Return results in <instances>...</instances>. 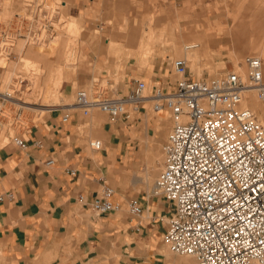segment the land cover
<instances>
[{
	"label": "crops",
	"instance_id": "0c3cea01",
	"mask_svg": "<svg viewBox=\"0 0 264 264\" xmlns=\"http://www.w3.org/2000/svg\"><path fill=\"white\" fill-rule=\"evenodd\" d=\"M60 2L87 28L81 51L101 69L100 75L118 70L128 87L137 77L164 78L173 56L186 53L181 44L186 39L199 40L191 47L199 59L194 68L188 64L195 77L209 75L205 65L233 69L229 54L255 49L264 65V0ZM109 20L122 27H110ZM149 20L151 29L163 33L171 45H157L143 56L138 48ZM93 25L98 32L90 30ZM109 40L115 43L113 50L119 49L113 54L107 50ZM51 112L24 133V148L13 141L0 147V264H178L161 240L169 215L166 203L138 195L145 219L122 209L97 216L90 207L104 185L113 189L117 202L127 201L138 185L139 179H125L118 165L125 152L120 123L105 120L102 111L86 123L75 111L67 122H61V113ZM85 124L89 127L80 131ZM90 136H97L100 149L90 147ZM50 158L53 163L47 165ZM181 263L193 264L188 258Z\"/></svg>",
	"mask_w": 264,
	"mask_h": 264
},
{
	"label": "built area",
	"instance_id": "2783aa9c",
	"mask_svg": "<svg viewBox=\"0 0 264 264\" xmlns=\"http://www.w3.org/2000/svg\"><path fill=\"white\" fill-rule=\"evenodd\" d=\"M25 1L40 28L47 20L52 23L55 9L48 0ZM243 64L244 73L233 68L195 77L185 57H174L169 71L174 80L166 74L152 80L148 90L147 82L137 77L124 94L116 90L113 79L93 77L88 88H77L74 101L60 116L67 122L74 109L83 115L97 109L110 122L126 123L133 112L168 113L171 125L151 196L169 207L161 238L165 247L173 254L192 256L197 264H264V125L242 105L250 88L264 102L263 63L260 56L248 54ZM0 92L2 113V104L14 95L8 99L6 91ZM12 140L25 147L23 136ZM90 146L98 150L101 142L95 139ZM51 163L52 158L46 161ZM112 195L113 189L104 185L90 200L95 215L121 209ZM127 211L133 217L144 214L138 197L127 200Z\"/></svg>",
	"mask_w": 264,
	"mask_h": 264
},
{
	"label": "rangeland",
	"instance_id": "374dc122",
	"mask_svg": "<svg viewBox=\"0 0 264 264\" xmlns=\"http://www.w3.org/2000/svg\"><path fill=\"white\" fill-rule=\"evenodd\" d=\"M48 2V5L55 9L53 20L51 24L50 20H47L45 28H40L41 25L36 23L30 15L31 9L26 7L25 0H0V91H10L14 95L1 107L3 111L0 113V147L13 141L14 136H24L31 126L38 125L44 121L45 117L53 113L51 110L62 113L63 107L74 101L77 88H88L93 77L103 80L113 79V82L116 83L114 87L116 90L118 88L119 94H124L128 90V85L123 80V74L120 71L113 72L108 69L107 76L100 75L101 69L95 68L92 58L81 51L83 42L81 35L87 28L81 22L75 21V18L68 13V8L61 6L60 0H48ZM17 13H21L23 16L28 14V18L31 19L24 21L18 17ZM151 21L149 20L148 23L149 34H154V38L156 36H158L156 38H160L163 33L151 29ZM109 22L110 27L115 28L116 25L119 28L122 27L113 20H109ZM90 30L98 32L99 28L93 25ZM148 32L144 33V37L150 36ZM156 38L154 39V41L157 40L156 43L151 47L152 49L148 50L146 56L152 54L157 45H171ZM171 41L173 42V40ZM194 42H199V40L186 39L181 44ZM114 44L112 40H109V49L107 50L111 53L119 50H113ZM193 50L190 48L185 54L182 52L173 57L186 56L188 64L194 68L199 56ZM259 52V49H255L238 56L229 54L228 57L232 59L234 68L243 72L245 70L243 64L245 55H259ZM207 56L209 55L202 56L203 60H207ZM114 57L120 58L119 54H115ZM205 66L209 68L208 76L218 75L225 71V69L219 68V63L213 64L212 68L210 65ZM165 72L171 80L175 79L176 76L172 71ZM143 79L147 82L149 90L153 81L151 78ZM19 93L20 96L23 95V100L27 104L19 103L20 99L17 98ZM251 95L254 110L259 115L257 112L255 113L258 118H261L259 120L264 125V102L258 100L254 93ZM16 100L17 103H15ZM148 104L146 103L147 106ZM243 104L245 105V103ZM72 111L78 112L81 117L86 118L85 123L88 122L90 116L100 112L95 109L90 114L83 115L79 110ZM100 113L106 120L107 115L104 112ZM160 114L164 113L133 112L126 123L118 122L125 150L119 158L118 165L123 171L125 179H139L133 193L126 198L143 195L145 198L148 196L147 198L157 199V197L151 196V190L162 168V144L171 125L168 113L167 117L162 115L157 118ZM88 127L89 124H85L79 126V130ZM95 139L97 136H90L89 142ZM130 160L132 163L128 164ZM134 160L135 163H133ZM158 199L161 204L164 202L161 198ZM122 203V211L127 210V201H122ZM143 218H146L145 213ZM164 250L178 264H182L181 261L185 258H188L193 264H197L192 256L173 254L166 247Z\"/></svg>",
	"mask_w": 264,
	"mask_h": 264
},
{
	"label": "bare ground",
	"instance_id": "6f19581e",
	"mask_svg": "<svg viewBox=\"0 0 264 264\" xmlns=\"http://www.w3.org/2000/svg\"><path fill=\"white\" fill-rule=\"evenodd\" d=\"M151 31V30H150ZM148 34H149V32H148ZM148 34H146V35H148ZM161 34V33H160ZM150 36H148V37H145L144 38V40H143V42H141L142 44L140 45V47L138 48L139 49V53L140 54H142L143 56H146V54H147V52H148V50H150V48L156 43L155 41H157V40H155L154 41V39L156 38V37H158V36H156L155 38H154V34L153 35H151V34H149ZM156 35V34H155ZM156 39H161L162 40V42L164 43V42H168L167 41V39H166V37H165V35L164 34H162V36L160 37V38H156ZM57 40V39H56ZM158 40V41H159ZM170 42V41H169ZM194 44H196V43H192V44H185L184 46H183V49L186 51L187 50V48H185L186 46H190V45H194ZM152 49V48H151ZM138 52V51H137ZM33 67V66H32ZM60 71V70H59ZM245 71V70H244ZM244 71L243 72H241V73H244ZM264 73V72H263ZM256 95V93H255V91L254 90H251V88H250V90H248L246 93H245V96H244V98H243V100H242V105H244L243 103H245V105L244 106H248L249 108H251L254 112H257L256 110H254L255 108L253 107V103H252V95L251 94H253V93ZM1 93V92H0ZM21 93V92H20ZM20 93L19 94H17V95H19V96H17V98L18 99H20V101H19V103H21V105L22 104H27V102L25 101V100H23L24 98H23V95H21L20 96ZM3 95H5L8 99H10V97H11V95H12V93L10 92V91H6ZM251 95V96H250ZM257 97V96H256ZM259 100V99H258ZM15 103H17V100H16V102ZM255 104V103H254ZM263 106V105H262ZM264 107V106H263ZM156 113H164L163 115H166L167 116V112L166 111H164V110H161V111H158V112H156ZM257 114H258V112H257ZM259 115V114H258ZM258 117V116H257ZM260 118V117H259ZM258 118V119H259ZM261 119V118H260ZM262 122V121H261ZM263 123V122H262ZM7 133V132H6ZM4 138V137H3ZM6 139V138H5Z\"/></svg>",
	"mask_w": 264,
	"mask_h": 264
}]
</instances>
